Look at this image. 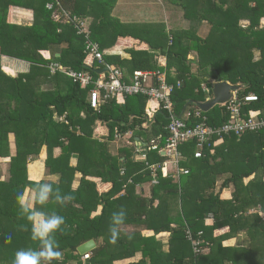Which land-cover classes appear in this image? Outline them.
I'll return each instance as SVG.
<instances>
[{
	"label": "trees",
	"instance_id": "obj_1",
	"mask_svg": "<svg viewBox=\"0 0 264 264\" xmlns=\"http://www.w3.org/2000/svg\"><path fill=\"white\" fill-rule=\"evenodd\" d=\"M74 1L0 2V157L9 158L7 178L0 168V264H14L18 251L40 247L21 214V196L38 212L65 220L56 233L62 257L52 264H117L138 252V261L124 264H264V124L223 130L226 124L247 122L251 111L256 121H264V0H162L190 21L189 28L172 30V36L165 23L135 24L114 17L118 0H88V5ZM13 5L32 9L33 24L10 22ZM91 41L103 52V60L88 48ZM115 45L124 46L128 57L111 53ZM157 52L167 55V66L158 65ZM2 55L39 66L11 78L1 70ZM52 62L95 79L97 70L109 65L125 82H132L138 70L166 73L174 85L172 113L188 127L205 122L214 130L207 135L204 156L194 155L196 139L181 143V164L189 173L179 183L159 170L154 183L150 165L166 157L148 147L152 140L164 145L171 135L170 111L161 104L149 116L150 95L143 93L111 96L95 108L90 102L95 84L83 87L64 72L50 73ZM5 68L9 70L6 63ZM219 80L238 86L232 94L236 91L242 103L249 93L259 100L244 102L239 118L230 108L233 98L204 111L194 101H213ZM100 93L103 97L105 90ZM97 121L107 125L106 139L94 137L91 125ZM126 135L128 143L112 153L110 142ZM135 136L143 138L139 144ZM44 147L47 174H58L57 181L29 176L30 163L40 158ZM56 147L62 148L59 156H54ZM135 152L139 159H133ZM37 182L52 185L44 206L36 202ZM226 188L232 189L231 198L222 197ZM27 193L32 201L25 199ZM62 195L72 199L63 206L53 202ZM121 209L126 220L113 224V213ZM209 215L212 225L206 224ZM111 225L120 231L115 243ZM223 227L228 231L215 234ZM145 229L154 234H144ZM188 230L201 238L200 252L195 253ZM164 231L170 232L168 249L156 238ZM241 231L250 236V248L223 245ZM89 239L97 246L86 257L78 246Z\"/></svg>",
	"mask_w": 264,
	"mask_h": 264
},
{
	"label": "built area",
	"instance_id": "obj_2",
	"mask_svg": "<svg viewBox=\"0 0 264 264\" xmlns=\"http://www.w3.org/2000/svg\"><path fill=\"white\" fill-rule=\"evenodd\" d=\"M79 32L83 33L82 29H79ZM88 48L95 54L97 59L100 61L103 60L104 54L100 51L98 45L94 42H88ZM51 72L55 73L57 71L64 72L66 75L78 81L81 86L86 87L87 85L94 83L95 90L92 91L90 102L91 105L95 108L99 107L100 102H105L109 97L117 96V95H135L138 93H143L150 95V100L147 104V111L149 116H153L155 112H157L161 108V104H163V108L170 111L171 122H170V132L171 135L167 138L166 143L164 145H160L155 140H152L148 149L150 150H159L166 157L164 162H158L150 165L151 176L153 178L154 183H158V171L161 169L163 172H167L168 169L171 170V176L175 181L180 182L182 176L189 173V169L182 166V158L183 154L179 150V145L186 141L196 139L197 150L195 151V157L200 158L204 156V148L207 142V135L214 132V130L209 127L205 122H201L196 124L193 127H188L187 124L180 118H177L172 113V102L170 98V94L173 92L174 85L168 83L166 79V73L156 70L143 71L138 70L135 72V77L132 82H125L120 77V71L118 69L112 68L107 65V72L109 71V75L106 72H101L98 78H93L90 74L85 72L74 71L72 69H68L63 65L52 62L50 65ZM109 77L108 80H106ZM100 89L105 90V94L101 97ZM230 98H233L232 103L230 104V108L233 109V115L235 117H241L242 108L245 106L244 102H256L259 100V96L255 93L246 94L244 97V102L242 103L238 99L237 92L235 91ZM229 98V99H230ZM236 100H238L236 102ZM227 101V100H226ZM155 105H151V104ZM257 116L255 111H251V114L247 120L241 125L236 124H226L223 127L224 131L230 130L231 128H248V127H257L264 124V121L258 122L257 119L254 118ZM139 144V142H138ZM146 157V154H143ZM188 237L192 242L195 253L200 252L201 248L199 247L201 243V238L193 235L191 230L187 231ZM201 234V232L199 233ZM88 257V254L85 255Z\"/></svg>",
	"mask_w": 264,
	"mask_h": 264
},
{
	"label": "crops",
	"instance_id": "obj_3",
	"mask_svg": "<svg viewBox=\"0 0 264 264\" xmlns=\"http://www.w3.org/2000/svg\"><path fill=\"white\" fill-rule=\"evenodd\" d=\"M0 1L3 2V0H0ZM83 1L88 5V0H83ZM72 2L74 4L75 1L72 0ZM133 2H134V4L127 7L126 10H123L122 9L123 0H118L117 4L114 6V8L112 10V15L114 17L118 18L119 20L123 21V22H132L135 24L165 23L166 29L170 34L172 33L171 32L172 30L186 29V28H189V26H190V21L187 20L183 16L182 11H177V10L169 8L167 5H165V3L162 0H142V1L133 0ZM121 11H123V13ZM33 13H34L33 10L30 8L23 7L20 5H13V7L9 10L8 18H9L10 22H13L15 24L31 25V24H33V21H34V14ZM175 14L178 17V22L174 19ZM88 19L91 22V20H92L91 15H90V17L88 16ZM243 22L248 23V21H246V20ZM261 23L264 25V18L261 20ZM203 27H204V24H201L199 27L200 28L199 32L201 30H203ZM200 34H202V33H200ZM171 36H172V34H171ZM122 39L123 38H121L120 40H122ZM137 41H140V40H137ZM109 50L111 51V53H117V54L121 55L122 57H128V54L126 53L124 46L115 45V46H113V48H110ZM151 52H153V54L154 53L156 54V51L154 52L151 50ZM60 55H61L60 53H57V56H60ZM157 55H158V57H156L154 59L158 62V65L161 62L163 65L167 66V64H168L167 55L166 54L159 55L158 52H157ZM188 56L190 58L195 57V52H190V54ZM5 63L7 65V67H9V70H7L5 68ZM32 65L33 64H31L28 61L13 58V57H10L8 55H2L1 56V70L3 71V73H5V75H7L11 78H15L20 73H23V72H25V73L31 72V70H33V68H35V67L37 68V66H39V65H36V66H32ZM172 66H174V65H172ZM102 69H105V68L104 67L99 68V70H102ZM156 69H154V70H156ZM193 69L195 71V67H193ZM174 70H176V67H172L171 72L173 73ZM37 72L38 71H36V73ZM50 73H52V72L50 71ZM99 73H101V72H99ZM52 74H54V73H52ZM47 85H50V84H47ZM151 105H155V104L152 103ZM91 126H92V129L94 130L93 134H94L95 138H99L100 140H103L109 136V129H108L107 125H105V123H103L101 121H97L94 125H91ZM128 135H130V134H128ZM128 135H126V137H124L122 139H117L114 141L112 140L110 142V148H111L112 153H117L122 146H124L128 143V140H129ZM141 139H143V138H141L140 136H135V143L137 144V142ZM53 152H54V156H59L62 152V148L56 147ZM132 157H133V159H136V157H137V159H139V156L137 155L136 152L133 154ZM46 158H47V149H46V147H44L42 154L40 155V158L31 162L29 165V176L31 179H34L37 181H39L41 179L57 181L59 179L58 174H53V175L47 174V169H46V165H45ZM141 158H145V157L141 156ZM153 159L156 160L155 158H153ZM8 161H9V158L0 157V168L5 172V175H6V176H3V178H7V174H8L7 162ZM72 162H73V164L76 163L75 157H73ZM158 162L159 161H157L155 163H158ZM155 163L153 162L152 164H155ZM168 167H171V166L170 165L167 166V169H166L167 172H164V175L173 179V177L171 176V170L168 169ZM159 170H161V169H159ZM151 181H150V184H151ZM179 181L181 182V179ZM175 182H178V181H175ZM231 190H232L231 188L224 189L222 192V197L223 198H231V196H232ZM27 195H28V200H29V196L31 194L27 193ZM254 210H256V209H251V211H254ZM213 223H214L213 215H209L206 219V224L212 225ZM128 229H130V227H128ZM226 231H228V228H226V227L218 228L215 230V234H221V233H224ZM143 233L149 236V235L154 234V230L145 229V230H143ZM156 238H157V240H160L159 242L162 243V247L164 249H168L169 238H170V232L169 231H164V232L159 233L156 236ZM251 242L252 241H251V238L248 235V233L245 231H241L240 233H238L236 235H232V236L228 237L227 239H225L223 242V245H225V246H236L237 248H250ZM141 257H142V253L138 252L137 255H135V257L119 260L117 262V264H124V263H128L130 261H138Z\"/></svg>",
	"mask_w": 264,
	"mask_h": 264
},
{
	"label": "clouds",
	"instance_id": "obj_4",
	"mask_svg": "<svg viewBox=\"0 0 264 264\" xmlns=\"http://www.w3.org/2000/svg\"><path fill=\"white\" fill-rule=\"evenodd\" d=\"M39 185L36 202L42 206L49 202L52 193V185L46 182H37ZM57 191H60L57 188ZM72 199L70 196H60L54 203L66 205ZM21 214L31 223V239L39 243V250L18 251L16 253L14 264H52L53 260H60L62 253L58 251L59 242L56 239V233L61 230V226L65 223L62 216L55 213L45 215L33 208L31 202H25L23 197L20 198ZM113 224L122 225L126 220V211L121 209L119 213H113ZM27 231V226L24 227ZM112 242L115 243L120 236V231L110 226ZM131 239V236H129Z\"/></svg>",
	"mask_w": 264,
	"mask_h": 264
},
{
	"label": "water",
	"instance_id": "obj_5",
	"mask_svg": "<svg viewBox=\"0 0 264 264\" xmlns=\"http://www.w3.org/2000/svg\"><path fill=\"white\" fill-rule=\"evenodd\" d=\"M108 68L97 70L98 72L107 71ZM238 86L230 84L227 81L219 80L214 84V93L215 98L211 102H200L194 101L195 104H198L204 111H209L215 105L228 100L234 89H237ZM97 246L95 239H89L78 246V251L80 254H86L87 252L93 250Z\"/></svg>",
	"mask_w": 264,
	"mask_h": 264
},
{
	"label": "rangeland",
	"instance_id": "obj_6",
	"mask_svg": "<svg viewBox=\"0 0 264 264\" xmlns=\"http://www.w3.org/2000/svg\"><path fill=\"white\" fill-rule=\"evenodd\" d=\"M137 1H142V0H137ZM1 2V1H0ZM138 3V2H137ZM132 4H134V2H133V0H123V3H122V9L123 10H126V8L127 7H129V6H131ZM122 13H123V11H121ZM177 22H178V17H177V15L175 14V18H174ZM193 58H195V57H193ZM101 135V134H100ZM99 135V136H100ZM162 173L164 174V172L162 171ZM28 198V196H25V199H27ZM31 200V196H29V200L28 201H30ZM32 201V200H31Z\"/></svg>",
	"mask_w": 264,
	"mask_h": 264
}]
</instances>
